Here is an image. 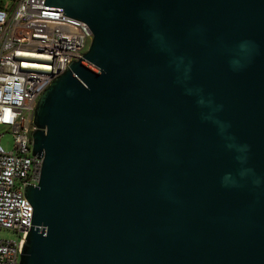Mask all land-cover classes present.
Instances as JSON below:
<instances>
[{"label":"water","instance_id":"obj_1","mask_svg":"<svg viewBox=\"0 0 264 264\" xmlns=\"http://www.w3.org/2000/svg\"><path fill=\"white\" fill-rule=\"evenodd\" d=\"M86 51L35 102L17 264H264V0H43Z\"/></svg>","mask_w":264,"mask_h":264},{"label":"built area","instance_id":"obj_2","mask_svg":"<svg viewBox=\"0 0 264 264\" xmlns=\"http://www.w3.org/2000/svg\"><path fill=\"white\" fill-rule=\"evenodd\" d=\"M43 0H0V127L11 147L0 145V264H17L29 228L31 207L23 206L24 185H35L41 158L31 156L35 102L50 82L86 51V24L41 9Z\"/></svg>","mask_w":264,"mask_h":264},{"label":"rangeland","instance_id":"obj_3","mask_svg":"<svg viewBox=\"0 0 264 264\" xmlns=\"http://www.w3.org/2000/svg\"><path fill=\"white\" fill-rule=\"evenodd\" d=\"M4 130L0 127V133H2ZM11 134L9 132H4L0 136V145L5 149L9 150L11 147ZM15 237L14 233L7 229H1L0 228V239L4 240H11Z\"/></svg>","mask_w":264,"mask_h":264}]
</instances>
